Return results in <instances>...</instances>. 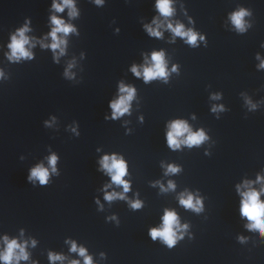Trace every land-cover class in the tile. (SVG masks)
Returning a JSON list of instances; mask_svg holds the SVG:
<instances>
[{
    "label": "water",
    "instance_id": "95a60500",
    "mask_svg": "<svg viewBox=\"0 0 264 264\" xmlns=\"http://www.w3.org/2000/svg\"><path fill=\"white\" fill-rule=\"evenodd\" d=\"M185 3L196 27L207 33V48H189L179 38L169 45L147 37L139 19L151 18L152 0H108L103 8L80 0L82 15L76 23L81 35L72 37L69 48L77 56L80 51L87 53L81 62L80 84L62 77L63 60L55 65L50 52L38 48L34 61L8 65L11 80L0 85V232L16 234L26 228L40 241L33 254L41 264H47V249L67 251L63 241L68 236L93 253L106 252L107 261L99 264H264V244L244 228L246 221L239 218L234 192L242 176L254 178L264 168V107L245 115L239 95L246 91L253 100L264 97V71H256L259 61L254 58L257 51L264 54L259 47L264 41V0ZM49 4L50 0H0V43L7 41L9 32L26 16L32 18L37 35L46 32ZM237 4L254 11V26L242 36L223 26L227 12ZM116 26L121 29L119 34L113 31ZM160 47L181 65V73L167 85H145L127 68L141 62V51ZM122 78L138 88L139 112L145 116L143 124L137 122L136 111L122 118L132 121L131 135H125L120 121L103 119L116 82ZM214 91L223 92V100H210L209 93ZM220 103L229 111L216 119L209 109ZM193 112L195 121L190 119ZM50 114L58 117V130L55 125L52 129L43 126ZM176 116L189 119L194 127L207 128L216 143L169 151L163 127ZM73 120L79 122V137L65 131ZM49 145L61 157V175L53 177L48 186L34 188L26 181L27 170L47 154ZM98 146L122 152L128 159L133 189L145 200L142 210L133 212L123 201L110 208L105 204V212L96 210L93 197L107 179L96 171ZM205 148L211 156L204 155ZM21 155L25 160L19 159ZM162 159L183 165L184 171L172 177L177 191L199 188L207 197L204 214L185 211L174 194L158 195L159 189L149 186L150 180L162 175ZM164 207H176L181 221L191 222L195 239L186 237L171 250L150 240L147 229L159 222ZM113 212L119 215V227L105 222V216ZM237 234L251 239L241 245Z\"/></svg>",
    "mask_w": 264,
    "mask_h": 264
},
{
    "label": "clouds",
    "instance_id": "9594fccd",
    "mask_svg": "<svg viewBox=\"0 0 264 264\" xmlns=\"http://www.w3.org/2000/svg\"><path fill=\"white\" fill-rule=\"evenodd\" d=\"M107 2L108 0H89V3L97 8H103ZM152 10L153 14L150 19L146 17L139 19L141 29L147 37L164 41L169 45L176 44L179 38L184 45L192 49L208 47L207 33L196 27V20L189 14L185 0H152ZM47 11L48 30L46 32L37 35L32 25V18L26 16L22 24L9 32L7 41L0 43V53L3 57L0 60V85L11 80L12 74L8 70V65H20L34 61L37 48L40 51L50 52L51 61L55 65H61L63 60L61 75L65 80L73 84L82 82L83 77L80 74L84 69L81 62L86 59L87 53L80 51L77 56L69 52L72 37L78 38L81 35L80 27L76 23L82 15L80 0H50ZM112 23L115 24V20ZM254 23L253 9L244 4H237L235 8L227 12L223 26L227 31L242 36L253 28ZM113 31L119 34L121 29L116 26ZM259 47L264 49V41L260 42ZM140 56L141 62H132L127 71L145 85L153 82L167 85L174 75L179 76L181 73V65L173 62L172 57L163 47L141 51ZM254 58L259 61L255 64L256 71H264V54L257 51ZM239 95L244 100V107L247 110L245 115L264 107V97L253 100L246 91L240 92ZM209 98L213 101L223 100V92H210ZM140 104L141 98L136 85L126 79H119L116 82L115 92L108 100L107 111L103 119L120 121L125 135H131L132 121L122 118L131 117L136 111L138 113L137 122L143 124L145 116L139 112ZM209 111L215 115L216 119H220L221 114L228 112L229 109L224 103H220L212 104ZM190 119L197 120L196 113H190ZM53 125H55L54 130H58V117L50 114L43 121V126L52 129ZM65 131L70 132L74 137H79L81 135L79 122L73 120L65 126ZM163 137L167 149L171 152L199 149L202 145L211 146L216 143L207 128L194 127L189 119L183 116H176L165 121ZM95 152L98 154L95 160L96 171L107 178L97 189L99 195L93 197L96 210L105 212V204L110 208L117 201H123L133 212L142 210L145 207V200L141 198L139 190L133 189V176L125 155L119 151H105L101 146L96 147ZM204 155L211 156L212 152L205 148ZM19 159L23 161L25 156L21 155ZM60 159L59 153L49 145L47 154L28 168L27 183L34 188L51 184L53 177L61 175L58 166ZM159 167L162 175L158 179L150 180L149 186L158 188V195L174 194L178 206L185 211L196 215L204 214L207 197L199 188L184 187L177 191L178 184L172 177L184 171L183 165L176 161L162 159L159 161ZM130 192L132 196L128 195ZM234 192L238 197L239 218L246 221L244 228L254 234L256 241L264 244V168L257 171L254 178L247 174L242 176L234 184ZM104 219L106 223L120 226L119 215L115 212L106 215ZM205 219H207L206 216ZM147 235L152 242H158L169 250L186 237L188 240L195 239L191 222L188 220L182 222L176 207H164L159 215V222L148 227ZM250 239L251 237L243 234L236 235V240L241 245L247 244ZM39 244L40 241L24 227L19 228L16 234L0 232V264H41V260L33 254V250L37 249ZM63 244L67 248L66 252L52 248L46 250L47 264H99V261L106 262L108 259L106 252L93 253L86 244L71 236L65 237ZM41 255L44 253L42 252Z\"/></svg>",
    "mask_w": 264,
    "mask_h": 264
}]
</instances>
